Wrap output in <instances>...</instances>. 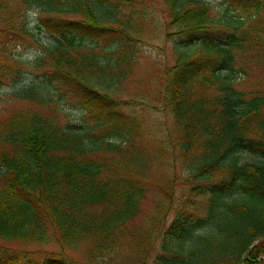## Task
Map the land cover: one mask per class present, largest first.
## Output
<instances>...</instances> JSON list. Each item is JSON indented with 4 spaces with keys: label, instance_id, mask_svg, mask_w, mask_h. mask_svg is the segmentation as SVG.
<instances>
[{
    "label": "trees",
    "instance_id": "16d2710c",
    "mask_svg": "<svg viewBox=\"0 0 264 264\" xmlns=\"http://www.w3.org/2000/svg\"><path fill=\"white\" fill-rule=\"evenodd\" d=\"M134 1L0 0V35L17 48L29 38L37 45L28 60L0 42V89L8 102L51 106L0 115L1 239L49 243L56 229L66 246L92 243L87 264H132L123 258L142 246L131 222L146 197L137 170L149 155L130 143L139 121L116 87L131 72L122 65L135 62L132 14L121 15ZM33 2L39 21L15 19ZM165 2L182 34V57L162 102L176 119L173 162L195 185L194 197L164 226L154 264H242L246 255L251 264L264 252L254 244L264 237V86L240 90L237 75L247 63L236 64L243 55L264 66V0L215 10L209 0ZM64 100L82 117L62 122L57 102ZM0 264L82 263L64 252L0 245Z\"/></svg>",
    "mask_w": 264,
    "mask_h": 264
},
{
    "label": "rangeland",
    "instance_id": "374dc122",
    "mask_svg": "<svg viewBox=\"0 0 264 264\" xmlns=\"http://www.w3.org/2000/svg\"><path fill=\"white\" fill-rule=\"evenodd\" d=\"M209 1L213 4L214 10L215 6L229 9L234 6V0ZM134 3L132 8L125 7L121 15L125 18L129 16L127 14H132L134 24L130 29L128 28V31L130 30L129 33L136 37L135 62L122 65L131 68V72L126 80L118 84L116 90H118V98H121L127 107L131 105L138 117L139 122L135 129H139V131L130 143L140 146L149 155L148 166L137 170L141 174L142 181L148 185V189L141 205V212L131 222L133 227L136 226L141 231L139 237L142 246L140 249L135 247L134 254L125 252L123 260H132V264H154V256L161 251L160 243L164 226L174 219L177 209L179 210L184 203L194 197L189 189L195 184L189 174L182 170V165L173 162L174 154L178 153L176 119L171 109L162 102L169 78L168 73L179 64L182 57L178 44L182 39V34H178V28L171 23V8L165 0H135ZM9 4L13 5V0H9ZM21 6L23 9L14 14L15 19H19L18 15L23 17L26 14L30 25L39 21V3L33 2L28 5L23 3ZM261 20L264 21L263 12L259 16V21ZM8 38L10 37L0 35V42L6 46L8 54L9 50L14 48V51L28 60L35 56L37 45L34 40L29 38L27 45L20 44L17 48L12 42L7 43ZM244 62L247 63V66L237 75L238 88L242 91H252L256 83L264 86V66L258 65L256 62L248 63L245 56L242 55L238 56L237 63L239 64H236V67L244 66ZM8 86H12V84ZM8 95V91L0 89L1 117H7L15 109H41L45 112L51 109V106L22 99L8 102L11 98ZM57 103L62 108V112H59L62 122H65L69 117L74 120L82 117L78 107L74 106V101L64 100V102ZM124 110L128 111L126 108ZM118 161H124L121 154L118 155ZM113 168L119 170L118 167ZM55 230L51 231L49 243L28 242L27 244L19 240L5 241L0 238V245L16 250L20 248L38 255H44L49 251L64 252L70 258L87 264L88 250L89 247H92V243L82 241L76 247L66 246L61 242L60 232ZM125 239L127 238L125 237ZM254 244H259L263 249L264 237L262 240L255 241ZM149 249L153 250L145 256L144 254ZM248 257L246 255V260ZM142 259H146V263L138 262ZM246 260L242 264H247ZM250 262H252L251 264H264V252H261L257 259L250 260Z\"/></svg>",
    "mask_w": 264,
    "mask_h": 264
}]
</instances>
